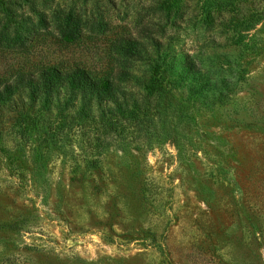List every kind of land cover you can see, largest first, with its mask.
Returning <instances> with one entry per match:
<instances>
[{"label": "rangeland", "instance_id": "obj_1", "mask_svg": "<svg viewBox=\"0 0 264 264\" xmlns=\"http://www.w3.org/2000/svg\"><path fill=\"white\" fill-rule=\"evenodd\" d=\"M167 1L0 0V84L128 75L125 112L67 94L0 108V264H264V0H234L240 33L206 0ZM69 12L84 23L72 43ZM120 36L141 56L117 54ZM158 56L169 77L148 88Z\"/></svg>", "mask_w": 264, "mask_h": 264}, {"label": "trees", "instance_id": "obj_2", "mask_svg": "<svg viewBox=\"0 0 264 264\" xmlns=\"http://www.w3.org/2000/svg\"><path fill=\"white\" fill-rule=\"evenodd\" d=\"M179 1L168 0L166 6L170 8V5H176ZM206 3L209 5L206 12L207 20L212 21L216 15L225 17L227 19L224 23L229 31L240 33V26L249 20L239 18H243L244 13L229 10L236 5L234 0H206ZM40 22L47 26L45 19H41ZM83 26L81 18L69 12L61 16L57 23V30L65 42L72 43L80 40ZM115 46L117 54L123 58L136 59L141 56V50L131 37L120 36ZM189 69L188 74H194L197 70L196 65L193 64H190ZM151 72L152 77L147 85L148 88H156L159 84L164 86L170 71L165 67L163 57L154 58ZM127 78L128 75L124 70L109 72L92 70L83 66L66 69L47 67L37 71L21 72L13 81L0 84V108L30 110L35 105L41 104L48 110L54 99L67 94L70 100L81 96L88 103L98 105L112 103L119 112H125L120 106V92L115 83L128 81ZM80 110L83 112L84 108Z\"/></svg>", "mask_w": 264, "mask_h": 264}]
</instances>
